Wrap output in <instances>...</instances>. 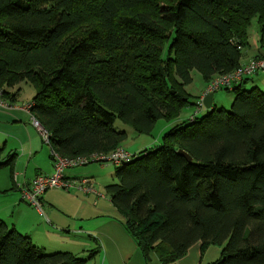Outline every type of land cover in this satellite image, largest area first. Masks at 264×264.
Returning <instances> with one entry per match:
<instances>
[{
	"label": "trees",
	"instance_id": "16d2710c",
	"mask_svg": "<svg viewBox=\"0 0 264 264\" xmlns=\"http://www.w3.org/2000/svg\"><path fill=\"white\" fill-rule=\"evenodd\" d=\"M254 21L264 48V0H0V92L36 89L30 112L60 156L111 153L127 138L117 119L149 134L190 106L194 71L209 83L236 70ZM248 81L230 111L178 122L118 167L109 197L147 260L170 264L201 242L222 248L215 264H264V91ZM2 155L0 168L13 159ZM0 264L86 261L0 220Z\"/></svg>",
	"mask_w": 264,
	"mask_h": 264
},
{
	"label": "crops",
	"instance_id": "0c3cea01",
	"mask_svg": "<svg viewBox=\"0 0 264 264\" xmlns=\"http://www.w3.org/2000/svg\"><path fill=\"white\" fill-rule=\"evenodd\" d=\"M263 55L264 48L259 42L258 28H254L250 33V47L243 51L241 65ZM253 79L256 81L255 85H259L258 88L264 91V74ZM204 82L197 99H200L207 89L208 82ZM248 83L249 81L244 83L246 90ZM20 86L10 88V95L2 94L0 97L2 160L13 158L11 164L0 168V198H5L0 202V220L29 237L32 243L44 252L72 253L84 259L86 264H163L155 254H151L149 260L144 257L135 240L121 223L123 217L113 206L102 203V199H105L103 195L86 194L74 188L70 191L51 189L42 197L44 216L23 200L21 190L29 187L39 175H53L55 162L51 146L45 144L33 125V114L26 109L34 98L23 99ZM187 87L185 90L191 98ZM216 100L214 96L215 108ZM191 110H187V119H179L182 118L180 115L177 120L168 121L167 127L172 128L179 120L188 121L195 114V111L193 110V113ZM122 148L133 153L124 143ZM147 149L149 148L144 147L133 154ZM65 178L72 183L83 180L94 182L90 178L80 177L76 168L66 170ZM221 256V247L205 248L199 242L182 259L170 264H215Z\"/></svg>",
	"mask_w": 264,
	"mask_h": 264
},
{
	"label": "built area",
	"instance_id": "2783aa9c",
	"mask_svg": "<svg viewBox=\"0 0 264 264\" xmlns=\"http://www.w3.org/2000/svg\"><path fill=\"white\" fill-rule=\"evenodd\" d=\"M260 74H264V55L251 60L247 64L240 65L236 70L228 74L216 76L208 83L205 93L200 99H198L196 112L192 117L197 116L205 109L203 100L209 94L215 95L220 90L231 91L244 80H251ZM1 95L2 94L0 92V97ZM32 106L33 103H30L26 106V109L31 111ZM33 125L41 135L45 144L51 146V135L34 116ZM52 156L55 162L54 174L51 176L39 175L34 179L29 187H24L21 190L23 200L29 202L33 207L38 209V211L43 216L45 214L42 209V197L47 191L51 189L59 188L65 191H70L74 188L86 194H97L93 188L94 184L91 180H83L78 183L67 181L65 178L66 170L86 167L93 163H111L116 167H119L134 161L137 157V154H133L120 147L111 153H93L71 158L62 157L58 153L52 151Z\"/></svg>",
	"mask_w": 264,
	"mask_h": 264
},
{
	"label": "rangeland",
	"instance_id": "374dc122",
	"mask_svg": "<svg viewBox=\"0 0 264 264\" xmlns=\"http://www.w3.org/2000/svg\"><path fill=\"white\" fill-rule=\"evenodd\" d=\"M257 28V22L254 21L253 27L251 31ZM253 60V59H252ZM251 61V60H250ZM249 61V62H250ZM248 62V63H249ZM203 76L198 71L193 72V83L187 87L188 92L191 94L190 98V106H188L187 110L196 111L197 97L199 95L200 90H202L204 86ZM256 81L250 80L248 85H246L247 90H252L253 88L260 87L259 85H255ZM22 89V98L31 100L36 96V89L28 84H22L20 86ZM262 89V88H261ZM216 97V106L218 110L230 111L234 102V93L231 91L220 90L215 94ZM187 110L185 109L181 117L179 119H187L186 116ZM193 111V113H194ZM208 110L206 108L201 112L200 116L202 117ZM190 119V118H189ZM180 121V120H179ZM178 121V122H179ZM168 126V121L165 119L159 120L157 124L154 126L153 130L149 134H138L135 132L132 126H129L123 123L120 119L116 120L115 128L118 131H123L127 133V138L124 142V146L131 150L133 153L143 149L144 147L158 148L163 145L165 135L171 130V127ZM47 147V146H46ZM78 169V174L82 178H90L93 182V188L99 195H103L105 199H102V203H106L109 207L113 206L111 199L108 193V186L117 183L116 179V171L118 167L114 164L106 163L99 164L93 163L86 167L76 168ZM92 198V197H91ZM5 198H0V202L4 201ZM94 199V198H93ZM215 248H220L217 246H213ZM52 254V253H49Z\"/></svg>",
	"mask_w": 264,
	"mask_h": 264
},
{
	"label": "water",
	"instance_id": "95a60500",
	"mask_svg": "<svg viewBox=\"0 0 264 264\" xmlns=\"http://www.w3.org/2000/svg\"><path fill=\"white\" fill-rule=\"evenodd\" d=\"M214 96H215L214 94H209V95L206 96L205 99L203 100V104H204L206 110H208V111H212L213 108H214V105H213V102H214ZM179 153H180V155L184 156V157L187 158L189 161H191L192 158H191L188 154H186L184 151H180ZM134 161H136V159H135ZM134 161H133V162H134ZM131 163H132V162H131ZM129 164H130V163L125 164L124 166L129 165Z\"/></svg>",
	"mask_w": 264,
	"mask_h": 264
}]
</instances>
